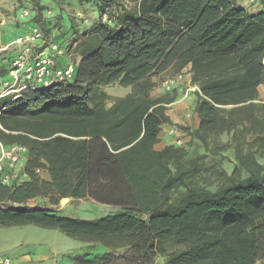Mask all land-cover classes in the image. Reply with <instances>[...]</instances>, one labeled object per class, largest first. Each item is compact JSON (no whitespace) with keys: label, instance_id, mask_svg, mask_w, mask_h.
Returning <instances> with one entry per match:
<instances>
[{"label":"trees","instance_id":"trees-1","mask_svg":"<svg viewBox=\"0 0 264 264\" xmlns=\"http://www.w3.org/2000/svg\"><path fill=\"white\" fill-rule=\"evenodd\" d=\"M239 1L140 0L127 9L121 0H95L93 49L76 63L73 80L0 98V142L28 149L25 177L0 181V202L23 204L0 208V226L55 228L104 247L74 254L73 264H153L160 255L167 264L264 262V165L255 154L239 142L227 184L211 189L193 182L198 160L188 164L176 139L156 147L176 96L153 97V78L189 64L199 87L195 135L206 141L213 131L250 132L264 142V104L255 102L264 84V0L257 15ZM115 83L132 90L110 106L105 93L91 103L95 90ZM244 121L249 126L240 129ZM241 170L247 175L237 177ZM47 194L52 204L73 197L120 210L87 220L26 205ZM170 242L182 249L168 253Z\"/></svg>","mask_w":264,"mask_h":264},{"label":"rangeland","instance_id":"rangeland-1","mask_svg":"<svg viewBox=\"0 0 264 264\" xmlns=\"http://www.w3.org/2000/svg\"><path fill=\"white\" fill-rule=\"evenodd\" d=\"M55 0H0V67L8 66L11 58V53L13 50L11 47L5 49L14 39L15 35H19L22 31L26 30L28 26L19 25L21 22H29L34 16L39 21L41 26L44 28L46 40L50 41L51 39H62L63 35L59 32L60 27L58 28V23L51 20L53 13L49 10H54L56 4ZM29 10V17H22L23 11ZM48 10V17H46L45 11ZM51 15V16H50ZM34 21V20H32ZM80 31L82 33L78 36L66 38L64 41L69 44L77 43V47L72 51L70 48L71 56L70 58L73 61H78L79 57L82 56L85 51L79 53V46L83 44V38L81 35L86 31L82 24H78ZM58 34V36H57ZM75 40V41H74ZM63 41V40H62ZM84 50V49H83ZM172 70H168L164 74L157 76L155 81L158 88H162L164 91L165 88L163 84L168 79L178 75L173 74ZM185 80L181 81L184 82ZM155 89V90H156ZM130 88H123L118 83L103 86L98 90H95L91 97V103H94L100 98L101 94L105 93L106 104L110 106L113 101L117 98L124 97L128 92H131ZM162 91V92H163ZM166 91V90H165ZM226 110L231 109V106L225 107ZM170 107H168V110ZM167 110V113H169ZM258 113V117L260 118ZM223 116L227 115V112L222 113ZM249 121L240 123V129H244L249 126ZM171 128L178 129V132L181 135L182 139V149L185 152V159L188 161V164L193 160L197 159L199 163V171L196 172L193 176V182L196 185L205 186L211 189H218L227 184V178L232 175L234 166L237 163L236 158V145L239 142H242V150L244 152L251 151L255 154L260 164L264 165V142L255 143L254 138L255 134L250 132L239 133L235 138L232 135V132L227 131H213L209 133H204L206 141L198 138L195 135L194 125H179L174 124L173 121L167 123L164 126L165 130L161 141L165 144L174 142L176 135L170 133ZM182 133V134H181ZM225 173V174H224ZM241 174L237 177L246 176V172L241 170ZM40 205H45V203L40 202ZM68 200H63L60 205L68 204ZM54 208V207H52ZM120 209L112 205H106L98 203L91 199H84V201H74V203L69 204L66 209L63 211L64 216L71 218H86V219H100L108 215H112L118 212ZM29 227L28 229H18L17 228H0V259L6 254L5 251L11 248L9 244L14 241L15 238L19 237L22 240L46 243L52 247V249L57 250L60 254L53 259H49L43 264H56L57 259L64 263L65 261L73 263L72 256L77 253L84 252H100L104 249L100 244L97 243H88L63 233L59 229L55 228H40ZM9 245V246H8ZM7 248V249H6ZM167 252L174 253L182 249L181 246L174 244L172 242L166 244ZM68 249H74L67 252ZM66 251V253H64ZM116 254L120 253L119 250L114 251ZM64 253V254H63ZM168 255L158 256L153 264H167ZM70 260V261H69ZM119 263L127 264L123 260H118ZM60 263V262H59ZM257 264H264V262H258Z\"/></svg>","mask_w":264,"mask_h":264},{"label":"crops","instance_id":"crops-1","mask_svg":"<svg viewBox=\"0 0 264 264\" xmlns=\"http://www.w3.org/2000/svg\"><path fill=\"white\" fill-rule=\"evenodd\" d=\"M139 1L140 0H121V2H123V4L126 6L127 9L135 8L138 5ZM54 3L56 4V7L54 10H49L51 11V13H53V15L50 16H51V20H53V25H54V21L55 23L56 22L58 23L57 24L58 28L60 27L59 32L61 33V36L63 35L64 37L61 39L63 40V42H65L64 40L66 38L71 39L72 37L78 36V34L82 33V31L78 30L79 29L78 24H82V26L86 30L84 34L81 35V38H83L82 40L83 44L78 48L80 49L79 53L81 51H85V53L79 57L78 61H80V59H82L85 55L89 54L93 49V45H92L93 41L89 38L90 35L89 30L93 26V24H95L98 21L99 8L95 0H89L88 2H81L80 0H55ZM239 3L251 15H257L263 12V5L260 0H255L252 5H248L247 0H241L239 1ZM121 9L122 8L117 7L114 10L115 15L120 14L122 12ZM44 15H46V17L50 19L48 16V10L45 11ZM21 24L19 25L18 28L22 27ZM23 32L24 31H22V33ZM16 36L18 35H15L14 39L16 38ZM78 61L75 62L77 63ZM172 69L173 68H169L168 70H172ZM3 72L5 74L1 76L6 78L7 70L5 69ZM180 73L184 74L185 81L178 83L174 87V89L169 93L170 94L169 96L172 95L176 96V100L168 105V107H170V109L168 110L169 112L168 114L171 118V121H173L174 124L186 125V126L194 125L195 129H197L199 125V117L198 114L194 111V107L197 102V90L199 89V87L195 82H193V73L191 72L190 64L184 67L179 72V74ZM173 74H178V73H173ZM156 77L153 78L154 81ZM123 88H130V86ZM257 90H258V98L255 100V102L264 104V84L259 85ZM162 91H163L162 88L153 90L152 96L160 97L166 94L165 90L163 92ZM228 106L233 107V105H228ZM165 125L166 124L163 125L162 127L163 129ZM164 132L165 130H162L161 133L159 134L160 139L162 138ZM165 145L166 144L161 141L156 145V147L158 149H162L164 148ZM39 176L46 181L52 180L51 175L47 169H40ZM50 196L51 194L37 195L31 198L26 203V205L31 208L40 205L41 204L40 202H42L45 203V205L48 207H54L58 215L66 217L64 216L63 211L66 209V207L69 204L74 203V201H84V199H75L73 197H66V200L69 201L68 204L60 205L61 202L63 201V198H60L58 203L52 204L50 202ZM7 204L13 205L14 207L23 206V204H11L9 203V201H7V202H0V208H4V206ZM78 219H86V218H78ZM87 220H92V219H87ZM17 227L18 229L19 228L28 229L29 227H35L34 229H36V227L38 226L33 224L14 225L11 227L0 226V228H8V229L17 228ZM14 240L17 241H14L11 244H9L11 248L9 249L6 248L7 249V251H5L6 254L3 256V258L6 257L10 258L9 264H43L47 260L53 259L60 254L57 250L55 249L53 250L52 247L46 243L32 242V241L25 242V240H22V238L19 237L15 238ZM70 250L73 251L74 249H68L67 252H69ZM64 253H66V251ZM60 260L61 259H57L56 264H63ZM65 262L67 263V261ZM0 264L2 263L0 262Z\"/></svg>","mask_w":264,"mask_h":264},{"label":"built area","instance_id":"built-area-1","mask_svg":"<svg viewBox=\"0 0 264 264\" xmlns=\"http://www.w3.org/2000/svg\"><path fill=\"white\" fill-rule=\"evenodd\" d=\"M255 0H247L252 5ZM29 10H24L22 17H29ZM105 22H111L108 13L102 15ZM27 26L23 33L5 48H12L11 58L7 66L6 78L0 77V98L13 95L17 97L26 89H37L48 87L52 84H65L71 82L75 75L76 62L70 56L76 49L77 43L69 46L59 39L46 40L44 28L39 22H22ZM58 36V35H57ZM59 37V36H58ZM185 80L183 73H180L164 82L166 91H172L174 87ZM178 129L171 128L170 133L176 135V143L182 145L181 135ZM182 134V133H181ZM27 147L19 144L5 146L0 142V181L9 185L19 176L25 177L22 173L26 162ZM2 264H9L10 258L0 259ZM63 264H69L64 262Z\"/></svg>","mask_w":264,"mask_h":264},{"label":"water","instance_id":"water-1","mask_svg":"<svg viewBox=\"0 0 264 264\" xmlns=\"http://www.w3.org/2000/svg\"><path fill=\"white\" fill-rule=\"evenodd\" d=\"M66 198H63V200H65Z\"/></svg>","mask_w":264,"mask_h":264},{"label":"bare ground","instance_id":"bare-ground-1","mask_svg":"<svg viewBox=\"0 0 264 264\" xmlns=\"http://www.w3.org/2000/svg\"><path fill=\"white\" fill-rule=\"evenodd\" d=\"M65 200H66V199H65ZM65 200H64V201H65Z\"/></svg>","mask_w":264,"mask_h":264}]
</instances>
